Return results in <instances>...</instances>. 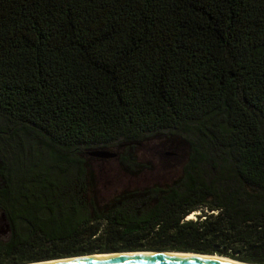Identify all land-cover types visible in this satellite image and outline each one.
Listing matches in <instances>:
<instances>
[{
	"label": "trees",
	"instance_id": "1",
	"mask_svg": "<svg viewBox=\"0 0 264 264\" xmlns=\"http://www.w3.org/2000/svg\"><path fill=\"white\" fill-rule=\"evenodd\" d=\"M157 131L180 173L104 196ZM137 249L264 264V0H0V264Z\"/></svg>",
	"mask_w": 264,
	"mask_h": 264
},
{
	"label": "rangeland",
	"instance_id": "2",
	"mask_svg": "<svg viewBox=\"0 0 264 264\" xmlns=\"http://www.w3.org/2000/svg\"><path fill=\"white\" fill-rule=\"evenodd\" d=\"M104 149L113 156L85 154V157L99 190L106 196L125 186L170 181L180 173L187 146L175 134L157 131L131 143L119 141Z\"/></svg>",
	"mask_w": 264,
	"mask_h": 264
},
{
	"label": "water",
	"instance_id": "3",
	"mask_svg": "<svg viewBox=\"0 0 264 264\" xmlns=\"http://www.w3.org/2000/svg\"><path fill=\"white\" fill-rule=\"evenodd\" d=\"M90 154H96V156H111V155L113 156V153L111 151L96 150V149L90 151ZM162 251L163 250L156 251V250H140V249L126 251L130 253H124L123 250L113 251V252L106 251V252H96L97 254H104L98 256L90 255L81 258L75 257V258L65 259L62 261L57 260L52 262H46L47 260L62 257L59 256L50 259H40L31 262L27 261L18 264H246L249 263L247 261H242V260H236V261L245 262V263H234V261L232 260H218L217 258L214 257H203L201 255H193V254L205 255L206 253L203 252L180 250V251H176L178 253H171V252L161 253ZM186 252L192 254H187ZM71 256H75V255H71ZM66 257L67 256L62 258H66ZM230 259H234V258H230ZM249 264H254V263H249Z\"/></svg>",
	"mask_w": 264,
	"mask_h": 264
},
{
	"label": "bare ground",
	"instance_id": "4",
	"mask_svg": "<svg viewBox=\"0 0 264 264\" xmlns=\"http://www.w3.org/2000/svg\"><path fill=\"white\" fill-rule=\"evenodd\" d=\"M193 213L194 212H192V213H190L189 215H187L186 217L187 218H191L192 217V215H193ZM124 253H130V252H126V251H123ZM167 252H171V253H178V252H176V251H162L161 253H167ZM187 253V252H186ZM187 254H192V253H187ZM90 255H93V256H98V255H104V254H97V253H92V254H85V255H75V256H72V257H70V256H67L66 258H56V259H51V260H44V261H46V262H52V261H57V260H65V259H69V258H75V257H77V258H81V257H85V256H90ZM193 255H201V256H203V257H214V258H217L218 260H232V261H234V263H245V262H240V261H236V260H234V259H230V258H226L225 256H219V255H216V254H205V255H203V254H193ZM39 263H41V262H39ZM246 264H249V263H246Z\"/></svg>",
	"mask_w": 264,
	"mask_h": 264
}]
</instances>
